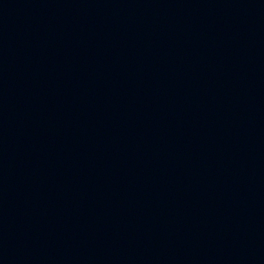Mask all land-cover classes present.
Returning <instances> with one entry per match:
<instances>
[{
	"label": "water",
	"instance_id": "water-1",
	"mask_svg": "<svg viewBox=\"0 0 264 264\" xmlns=\"http://www.w3.org/2000/svg\"><path fill=\"white\" fill-rule=\"evenodd\" d=\"M0 264H264V0H0Z\"/></svg>",
	"mask_w": 264,
	"mask_h": 264
}]
</instances>
